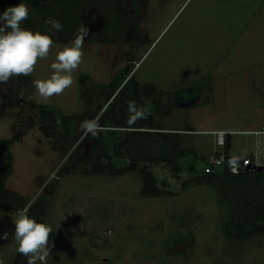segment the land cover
Returning <instances> with one entry per match:
<instances>
[{
	"label": "rangeland",
	"instance_id": "1",
	"mask_svg": "<svg viewBox=\"0 0 264 264\" xmlns=\"http://www.w3.org/2000/svg\"><path fill=\"white\" fill-rule=\"evenodd\" d=\"M4 1L8 7L25 3L30 13L22 27L54 42L30 76L0 83V139L18 138L7 187L25 197L27 209L51 196L44 221L54 246L47 264H264V237L230 242L223 236L214 186L182 189L186 180L205 174L203 164L218 149L215 135L200 131L264 126V0H145V6L121 0V7L111 0L63 6L40 0L42 14L25 0ZM52 18L62 31L51 29ZM82 24L90 31L73 85L42 99L34 81L51 76L56 54ZM132 77L152 108L153 131L179 133L183 146L195 149L177 175L165 164L149 166L157 198L141 196L137 171L93 175L77 161L90 146L81 139L82 121L99 116L101 126L108 129L109 123L122 134L138 127L107 111L110 86L118 93ZM49 126L54 136L43 133ZM232 136V151L256 150L258 135ZM127 166L119 162L115 168ZM1 214L0 259L13 264L19 253L16 212Z\"/></svg>",
	"mask_w": 264,
	"mask_h": 264
},
{
	"label": "trees",
	"instance_id": "2",
	"mask_svg": "<svg viewBox=\"0 0 264 264\" xmlns=\"http://www.w3.org/2000/svg\"><path fill=\"white\" fill-rule=\"evenodd\" d=\"M121 7V0H111ZM34 10H41L40 0H25ZM69 0H59V5L67 4ZM145 6V0H139ZM8 8L4 0H0V13ZM43 31L44 28H41ZM117 87L111 85L107 93L110 115L120 122L126 123L125 112L129 101H135L138 106L151 109L147 119L138 120V127L122 134L116 126L107 124L106 135L101 132L97 137H85L90 146L83 158L77 161L93 175L113 176L124 175L137 171L143 177L141 196L143 198L161 197L157 190L154 174L149 168L154 164H165L174 174L181 171L182 160L193 155V149L183 146L182 138L176 132L153 131V113L149 104L142 99V85L135 78H130L117 93ZM54 127H44L46 136ZM18 141L17 136L11 139H0V214L15 213L24 209L28 201L20 193L7 187V181L14 170V160L11 147ZM230 148V137L227 138L226 150ZM112 154H109V153ZM72 159L75 160L73 157ZM108 159H111L109 163ZM108 163L107 167L102 164ZM119 162H127L126 169L115 168ZM140 166H145L140 169ZM194 170V168H191ZM204 172V171H203ZM196 185H212L217 192V202L222 217V233L230 242L246 240L251 237H264V170L252 168L238 175H231L227 170L202 174L183 182L182 189L187 190ZM170 195V193H168ZM51 196L40 198L29 208L27 214L37 222L45 223L46 210L50 206ZM46 224V223H45ZM54 237L53 232L50 242ZM27 257L18 253L13 264H27Z\"/></svg>",
	"mask_w": 264,
	"mask_h": 264
},
{
	"label": "clouds",
	"instance_id": "3",
	"mask_svg": "<svg viewBox=\"0 0 264 264\" xmlns=\"http://www.w3.org/2000/svg\"><path fill=\"white\" fill-rule=\"evenodd\" d=\"M29 13L30 9L25 3L8 7L0 13V83H7L14 76H30L38 61L46 59L53 47L54 42L49 35L22 27ZM47 23L55 31L63 30L61 22L54 18L49 19ZM89 31L87 26L80 25L75 38L56 54L55 62L51 64L53 70L51 76L34 81L37 93L42 99L48 100L62 95L73 85V72L82 62L83 45ZM126 111L129 114L127 121L129 126L151 115V109L138 106L135 101L128 102ZM79 130L83 139L88 135L95 138L107 129L99 124L97 116L82 121ZM230 164L235 165L236 160L230 161ZM27 212V208L18 209L13 220L16 250L28 258L27 264H37L38 261L39 264H47V258L52 254L51 248L54 246L52 242L50 243L52 228L45 223L37 222ZM7 238L8 233H4L3 239ZM0 264H3L2 259Z\"/></svg>",
	"mask_w": 264,
	"mask_h": 264
},
{
	"label": "built area",
	"instance_id": "4",
	"mask_svg": "<svg viewBox=\"0 0 264 264\" xmlns=\"http://www.w3.org/2000/svg\"><path fill=\"white\" fill-rule=\"evenodd\" d=\"M232 132L227 131H217L214 132L215 135V146L218 148L215 155L207 163L210 167L204 169L206 174L213 173L216 171L227 170L231 175H238L250 169L258 168L259 165L256 164L253 157L250 155L243 156H231L227 150V138ZM234 133V132H233ZM236 160V164H230V161Z\"/></svg>",
	"mask_w": 264,
	"mask_h": 264
},
{
	"label": "crops",
	"instance_id": "5",
	"mask_svg": "<svg viewBox=\"0 0 264 264\" xmlns=\"http://www.w3.org/2000/svg\"><path fill=\"white\" fill-rule=\"evenodd\" d=\"M261 112H262V110H261ZM262 114H263V112H262ZM247 116H249V114ZM215 131H229V132H232L231 135H229V137H230V148H229V150H227V152L231 156L235 157V156L250 155L251 157H253V159L255 160L256 164H258L259 166H264V126L261 129H256V130L236 131V130H233L231 128H218V129H215V130H207V131H200V132L214 134ZM192 132H194V131H188V130L186 131V133H189V136H190V133H192ZM238 133L258 135L259 141L257 142V147H255L256 150L254 152L241 153L239 151H235V152L232 151V139H233L232 135L233 134H238ZM189 136H188V139L191 142V138ZM214 145H215V139H214ZM192 149L195 152L194 147H192ZM3 214H7V213H3ZM1 216H2V214H1Z\"/></svg>",
	"mask_w": 264,
	"mask_h": 264
},
{
	"label": "water",
	"instance_id": "6",
	"mask_svg": "<svg viewBox=\"0 0 264 264\" xmlns=\"http://www.w3.org/2000/svg\"><path fill=\"white\" fill-rule=\"evenodd\" d=\"M208 167H210V165H208V164H203L202 169L204 170V169H206V168H208ZM257 169H258L259 171H260V170H264V166H259Z\"/></svg>",
	"mask_w": 264,
	"mask_h": 264
}]
</instances>
